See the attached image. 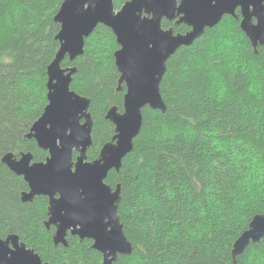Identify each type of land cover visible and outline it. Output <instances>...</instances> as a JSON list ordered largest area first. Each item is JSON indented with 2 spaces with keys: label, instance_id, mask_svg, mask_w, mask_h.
<instances>
[{
  "label": "trees",
  "instance_id": "16d2710c",
  "mask_svg": "<svg viewBox=\"0 0 264 264\" xmlns=\"http://www.w3.org/2000/svg\"><path fill=\"white\" fill-rule=\"evenodd\" d=\"M63 1L0 0V238L17 235L44 263L103 264L91 240L69 234L67 247L53 243L48 198L22 202L27 183L1 161L8 153H31L35 162L48 156L26 135L48 104ZM118 49L112 31L98 25L83 55L61 64L76 68L70 89L90 100L88 161L114 135L108 110H123ZM160 94L166 112L143 110L132 151L105 181L121 187L118 214L133 249L114 264H264V237L232 258L234 242L264 214L263 48L255 52L226 17L169 58Z\"/></svg>",
  "mask_w": 264,
  "mask_h": 264
},
{
  "label": "water",
  "instance_id": "95a60500",
  "mask_svg": "<svg viewBox=\"0 0 264 264\" xmlns=\"http://www.w3.org/2000/svg\"><path fill=\"white\" fill-rule=\"evenodd\" d=\"M115 0H64L54 17L60 25L56 36L60 47L47 69V101L43 114L34 122L27 139L47 152L43 162L33 161L31 153H8L2 163L28 185L22 202L48 198L46 228L54 227L53 243L67 247V236L91 240L92 248L103 257V264H114L119 256L132 253L118 214L121 187L105 183L111 171L118 172L122 160L132 151L143 124V110L162 113L166 106L160 84L167 61L182 46H190L206 28L216 26L225 14L241 9L240 28L254 51L264 47V0H130L120 10ZM180 22L192 30L174 35L161 28L162 19ZM252 18L256 19L253 23ZM98 25L110 29L119 49L115 66L119 73L118 91L125 87L123 110L112 107L106 120L114 126L112 140L101 148L98 158L87 160L92 145L90 100L70 89L74 67H61L84 53L85 40ZM264 53V52H263ZM74 154L77 156L74 158ZM264 237V214L256 215L233 244L232 258ZM0 264H48L35 250L20 242L17 235L0 238Z\"/></svg>",
  "mask_w": 264,
  "mask_h": 264
},
{
  "label": "flooded vegetation",
  "instance_id": "af4514ba",
  "mask_svg": "<svg viewBox=\"0 0 264 264\" xmlns=\"http://www.w3.org/2000/svg\"><path fill=\"white\" fill-rule=\"evenodd\" d=\"M115 1H118V0H115ZM127 1H130V0H123V4L125 3V2H127ZM182 1H184V0H176V6L177 7H179L180 6V4L182 3ZM123 4H122V6H123ZM121 6V7H122ZM234 16L233 15H231V14H225L222 18H221V20L222 19H224V18H226V17H228V18H232L233 20H235L236 22H238V27L240 28V23H241V20H242V13H241V9L240 8H236V10L234 11ZM184 17V14H177V13H175V17L172 19V20H168V19H166V18H164V19H162V21H161V28L163 29V30H172L173 31V34L174 35H177V34H180V35H185V34H187V33H189L191 30H192V28L190 27V26H188V25H186V24H184V23H182V22H180V20H181V18H183ZM221 20H220V22H221ZM252 21H253V23H256V19L255 18H252ZM219 22V23H220ZM218 23V24H219ZM217 24V25H218ZM206 29H210V28H206ZM205 29V30H206ZM240 30H241V28H240ZM242 31V30H241ZM244 34V33H243ZM245 35V34H244ZM246 36V35H245ZM249 40V39H248ZM250 42V41H249ZM258 47H261V48H263V52H264V47H262V46H258ZM257 47V48H258ZM257 50V49H256Z\"/></svg>",
  "mask_w": 264,
  "mask_h": 264
}]
</instances>
